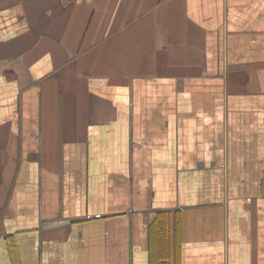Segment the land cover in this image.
Returning a JSON list of instances; mask_svg holds the SVG:
<instances>
[{
  "label": "crops",
  "instance_id": "crops-1",
  "mask_svg": "<svg viewBox=\"0 0 264 264\" xmlns=\"http://www.w3.org/2000/svg\"><path fill=\"white\" fill-rule=\"evenodd\" d=\"M0 264H264V0H0Z\"/></svg>",
  "mask_w": 264,
  "mask_h": 264
}]
</instances>
